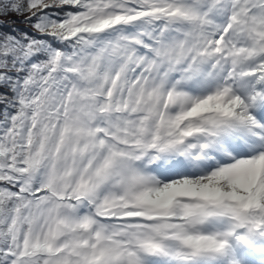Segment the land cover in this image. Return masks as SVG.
I'll list each match as a JSON object with an SVG mask.
<instances>
[{
	"label": "snow or ice",
	"instance_id": "snow-or-ice-1",
	"mask_svg": "<svg viewBox=\"0 0 264 264\" xmlns=\"http://www.w3.org/2000/svg\"><path fill=\"white\" fill-rule=\"evenodd\" d=\"M6 16L0 264H264V0Z\"/></svg>",
	"mask_w": 264,
	"mask_h": 264
},
{
	"label": "trees",
	"instance_id": "trees-1",
	"mask_svg": "<svg viewBox=\"0 0 264 264\" xmlns=\"http://www.w3.org/2000/svg\"><path fill=\"white\" fill-rule=\"evenodd\" d=\"M21 18L20 17H16V16H6V17H2L0 18V22H9V21H19ZM19 28H24L25 25L21 24V23H17L16 25Z\"/></svg>",
	"mask_w": 264,
	"mask_h": 264
}]
</instances>
